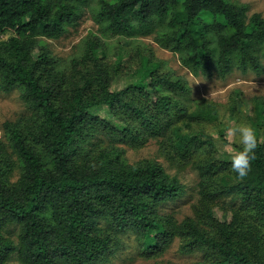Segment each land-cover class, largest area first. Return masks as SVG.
Wrapping results in <instances>:
<instances>
[{"label": "trees", "instance_id": "1", "mask_svg": "<svg viewBox=\"0 0 264 264\" xmlns=\"http://www.w3.org/2000/svg\"><path fill=\"white\" fill-rule=\"evenodd\" d=\"M88 1L0 0V89L19 90L31 112L5 122L0 141V264H106L118 235L129 232L145 257L179 239L182 253H202L198 264H264V100L245 103L237 94L224 108H192L187 82L135 42L154 35L194 76L261 74L264 18L249 16L238 0H97L99 35L89 32L80 53L63 62L48 41L76 28ZM246 104L244 123L262 139L240 180L222 147L227 119ZM96 107L124 128L93 116ZM150 139L173 166L192 167L198 177L192 214L182 222L161 213L188 194L181 180L155 160L130 164L106 144L142 147ZM217 208L230 220L217 219Z\"/></svg>", "mask_w": 264, "mask_h": 264}, {"label": "rangeland", "instance_id": "2", "mask_svg": "<svg viewBox=\"0 0 264 264\" xmlns=\"http://www.w3.org/2000/svg\"><path fill=\"white\" fill-rule=\"evenodd\" d=\"M238 3L246 4L249 7L248 15L259 13L264 18V0H238ZM89 5L82 7V16L76 28H70L67 33L61 36L58 40L48 41L50 48L54 55L61 59L63 62H68L71 58L75 57L81 51L83 39L89 32L98 34V25L95 24L92 18L91 9L96 6L97 0H89ZM99 35V34H98ZM10 34L5 35L1 39H8ZM110 45L118 46V43L126 45V40L104 38ZM145 47L152 50L154 56L164 62V67L169 69L174 75L184 79L190 87V93L184 98V101L192 108L196 104L203 102L215 103L217 105L226 106L235 100L238 94L243 101H252L253 99L264 100V69L261 74L249 72L241 74L235 71L225 79L217 76L212 78H205L202 76L192 75L187 68L181 65L178 55L161 48L155 41L154 35L142 36L135 39ZM129 42V43H135ZM130 45V44H128ZM114 51L110 49L109 56H113ZM264 65V63H263ZM127 78L118 80L114 88L116 90L123 88L127 84ZM238 116L230 117L227 119L226 129L231 126L232 122H244V117L251 113V108L246 105H239ZM27 106L21 99V93L15 89L8 93L0 89V141L5 144L6 136L4 130L5 122H13L18 118L30 115ZM93 116H97L113 127L121 130L124 125L118 122L112 116L107 107H96L90 110ZM225 129V143L223 144L222 151L224 157L230 161L231 149L235 148L238 138H231L226 136ZM107 145H112L124 151V158L130 163H136L142 160H155L161 163L166 171L174 176L176 175L183 185L186 187L188 194L185 195L178 203L169 204L161 209L163 215H172L174 220L182 222L186 216H191L192 206L195 204L196 196L193 194L191 188L198 181L195 170L192 167L180 168L179 165L173 166L172 161L167 156L159 141L150 139L142 147H130L123 145L121 142H106ZM237 149V148H235ZM239 150V149H237ZM19 177L18 169L14 168L11 171L9 182L15 183ZM225 205L228 207L227 203ZM215 216L220 221H229L230 213L224 212L219 208L215 209ZM118 246L115 247V253L110 257L109 262L106 264H198L204 258L201 252L182 253L180 250L179 239H175L170 248L157 256L143 255V251L136 239L135 233L129 232L117 237ZM17 264V261H13Z\"/></svg>", "mask_w": 264, "mask_h": 264}, {"label": "clouds", "instance_id": "3", "mask_svg": "<svg viewBox=\"0 0 264 264\" xmlns=\"http://www.w3.org/2000/svg\"><path fill=\"white\" fill-rule=\"evenodd\" d=\"M226 136L238 138L241 148L231 149V170L240 180L245 179L251 172L252 162L256 159V149L261 139L256 129L249 123L233 121L226 129Z\"/></svg>", "mask_w": 264, "mask_h": 264}]
</instances>
